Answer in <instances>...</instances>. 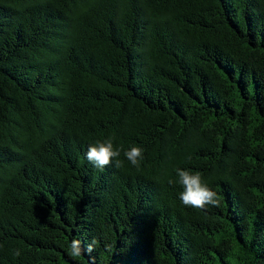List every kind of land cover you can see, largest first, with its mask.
I'll return each mask as SVG.
<instances>
[{"label": "trees", "instance_id": "1", "mask_svg": "<svg viewBox=\"0 0 264 264\" xmlns=\"http://www.w3.org/2000/svg\"><path fill=\"white\" fill-rule=\"evenodd\" d=\"M0 264H264V0H0Z\"/></svg>", "mask_w": 264, "mask_h": 264}, {"label": "clouds", "instance_id": "2", "mask_svg": "<svg viewBox=\"0 0 264 264\" xmlns=\"http://www.w3.org/2000/svg\"><path fill=\"white\" fill-rule=\"evenodd\" d=\"M121 148L114 146L113 138L108 137L104 139H97L94 143L89 144L86 153L87 160L91 162L96 168L104 169L113 163L114 158L121 155ZM144 149L137 145H132L129 149L124 150V157L130 164L139 168L143 160ZM121 161L115 159V166L120 167ZM179 184L183 191L179 193V198L185 206L204 209L207 205L219 206L221 201L211 187L202 180L199 171H193L185 168L175 169ZM172 183V181H169ZM97 239L93 237L87 243V249L81 246L79 238H73L69 243V255L75 259L80 257L86 250L91 254L95 250ZM106 249L111 251L112 246L105 244ZM15 256H20V250L17 249L13 253Z\"/></svg>", "mask_w": 264, "mask_h": 264}]
</instances>
